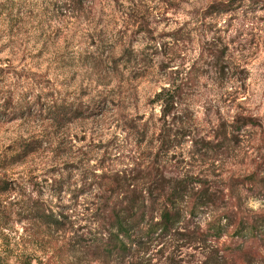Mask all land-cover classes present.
<instances>
[{
  "label": "rangeland",
  "instance_id": "rangeland-1",
  "mask_svg": "<svg viewBox=\"0 0 264 264\" xmlns=\"http://www.w3.org/2000/svg\"><path fill=\"white\" fill-rule=\"evenodd\" d=\"M170 82L179 94L168 130L156 93ZM60 106L70 109L55 114ZM237 116L253 123L224 138ZM185 118L195 146L181 136ZM167 133L172 146L161 144ZM209 138L212 154L192 153ZM23 144L28 155L13 162ZM159 148L166 177L207 180L220 203L232 200L229 177L259 162L264 175V0H0V177L12 182L0 192V256L8 264H214L211 249L227 237L216 245L168 236L117 262L55 254L99 234L101 175L134 178V162ZM234 195L245 211H264V196ZM37 205L67 216L64 225L40 222Z\"/></svg>",
  "mask_w": 264,
  "mask_h": 264
},
{
  "label": "trees",
  "instance_id": "trees-1",
  "mask_svg": "<svg viewBox=\"0 0 264 264\" xmlns=\"http://www.w3.org/2000/svg\"><path fill=\"white\" fill-rule=\"evenodd\" d=\"M226 5L214 3L210 7L224 9ZM178 89L177 84L170 82L167 87L161 88L156 93L157 101L163 108L162 118L168 124V130L173 125V117L171 118L170 115L174 114ZM69 109L60 106L54 113L59 114ZM23 111L21 110V113ZM252 123L251 116H237L228 125V129L224 128L221 131V134L226 139L234 138L235 132ZM189 128L191 126L185 118L181 124L182 134H180L182 137L188 136L184 141L190 140L195 146ZM166 135L164 140L161 139V144L171 145L172 141L168 140L171 133ZM173 135L177 136L178 133ZM212 143L213 139H203L201 149L192 153L201 158L207 157L213 153V148L209 147V145L213 146ZM19 149L12 155V159H15L13 162L23 159L30 151L24 144ZM162 151L159 148L154 154L148 152L147 161L139 162V159L135 161L134 178L116 176L117 174L101 175L99 234L87 235L82 242L79 240L77 243L81 248L68 246L67 252H62L64 246H58L55 250V254L61 253L58 259L68 261V255L75 259L78 258L79 253L84 252L90 257L98 256L102 259L109 257L117 262L118 259L129 256L131 248L177 235L178 238L192 243L210 241L216 245L222 238L227 237L228 240H223L220 247L217 245L215 250L213 247L211 249L213 253L207 259L214 264H234L237 260L241 262L245 260L246 264L258 260V264H264V211H245L238 202H235L234 195V191L245 189L257 196H264L263 164L257 163L247 174L229 177L224 185L229 188L228 198L230 195L232 200L229 203H220L224 198L218 196L215 190H211V183L207 180L196 178L191 174L172 179L166 177L160 166L159 155H162ZM140 179L141 186L138 187ZM11 183L0 177V192L10 189ZM33 211L34 216L48 226L62 227L63 220H67V216H59L60 212L40 205H37ZM234 240L235 244H233ZM68 263L74 264L73 259L71 258ZM0 264L8 263L0 256ZM16 264H33V262L30 258H24ZM36 264L61 263L39 260Z\"/></svg>",
  "mask_w": 264,
  "mask_h": 264
}]
</instances>
